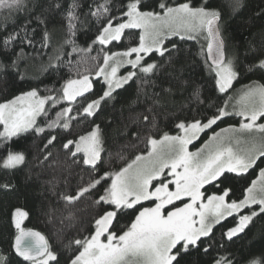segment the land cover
I'll return each instance as SVG.
<instances>
[{"label":"snow or ice","instance_id":"1","mask_svg":"<svg viewBox=\"0 0 264 264\" xmlns=\"http://www.w3.org/2000/svg\"><path fill=\"white\" fill-rule=\"evenodd\" d=\"M242 6L243 0H154V4L153 0H70L67 7L64 0H0V9L8 13L5 20L14 12H25L30 17L18 29L0 36V56L10 60H0V73L15 69L23 79L19 65L25 58L24 48L17 53L16 45L35 47L33 37L41 29V49L52 47L49 24L56 16L61 17L64 29L63 41L53 48V55L43 66L44 72L51 70L63 81L59 88L47 89V95H41L38 87L32 88L0 103V149L4 150L0 170L12 173L26 162L23 151L11 149L8 142L13 137L35 134L46 139L44 148L48 149L58 138L59 133L53 134L57 129L73 136V121L95 117L103 106L117 101L121 92L133 86L134 97L129 104L143 105L132 123L144 132L147 150L130 160L123 149L116 152L115 159L123 161L118 169L111 170L110 157L109 170H101L105 163V134L94 120L89 121V131L67 138L61 145L73 163L82 164L89 173L86 185L62 199L71 204L85 194L97 193L94 204L101 209L90 236L65 245L67 264H198L200 257H207L217 248L214 229L229 217L235 223L221 233L218 248L223 252L213 257L212 264H242L246 259L228 253L223 241L240 239L246 229L264 217V167H260L264 163V83L245 85L238 98L228 96L222 105H216L209 103L210 97L203 96L202 84L185 76L186 68L194 70L196 58L202 57L207 70L214 73V90L229 93L240 77L239 55L228 54L224 30L226 17L234 16ZM261 14L264 12L258 13ZM92 27L96 28L94 38L88 47H81L78 34L87 35ZM135 29L139 30L137 44L123 51L108 47L121 42L126 30ZM173 37L177 41H194L199 48L195 52L185 50L173 42ZM95 45L100 48L91 59L101 62L94 73L81 71V63L86 62ZM65 46L71 51L65 53ZM73 53L81 56L75 64L65 59ZM249 55L252 62L246 70L264 73V50L250 46L246 58ZM125 66L129 70L120 74ZM64 68L75 75L65 78L61 75ZM92 76L102 78L104 87L101 95L88 99L86 94L93 89ZM183 93H187L190 110L194 105L197 111L206 106L209 110L215 108V112L179 120L175 123L177 134L154 135L157 117L177 94ZM61 102L68 106H61L55 118H49V108L55 109ZM73 104H77L76 109ZM233 114L242 117L238 127L229 125L213 131L199 148L190 150L201 133ZM41 116L45 117L43 126L38 123ZM141 131L132 136L140 140ZM51 155L47 152L45 159ZM257 168L258 178L251 181L238 201L228 199V188L220 194L208 195L204 191L207 185L219 187L228 173L243 177ZM15 187L11 181L0 183V191ZM145 202L151 206H144ZM130 214L134 215L130 223L116 231L120 218ZM28 218L29 212L23 207L12 211L15 234L8 251L0 250V264H12L13 254L28 264H60L58 253L46 237L23 226ZM247 264H264V257Z\"/></svg>","mask_w":264,"mask_h":264},{"label":"trees","instance_id":"2","mask_svg":"<svg viewBox=\"0 0 264 264\" xmlns=\"http://www.w3.org/2000/svg\"><path fill=\"white\" fill-rule=\"evenodd\" d=\"M70 0H64L65 7ZM102 2V0H99ZM149 2V0H145ZM170 3H180L183 0H169ZM199 3V0H194ZM154 4V0H153ZM264 0H243V6L239 11L231 17H226V24L224 35L227 43L228 54L239 55V71L240 77L234 81L233 88L229 90L228 94H220L214 90V80L207 70V65L203 63L202 57L196 58V68L194 70H185V76H191L193 79L203 85L202 94L204 97H210V104L222 105L224 100L231 96L233 91L251 84L254 81L264 83V73L259 71L248 72L247 66L252 62L249 55L246 58V52L249 47H254L258 51L264 50ZM7 10L0 9V36L13 32L23 25L30 17L25 12H14L10 19L5 20ZM35 23L32 27H35ZM49 30L53 32L52 47L41 49L40 41L42 31L37 29L33 39L35 47L27 46L24 44L16 45V52H19L21 47L24 48L25 58L20 62L19 71L24 74L21 79L15 69L8 70L0 73V103L11 100L16 95H20L24 91L38 87L41 95L49 94L47 89L59 88L63 82L58 76L43 71V66L47 64L49 56L53 55V48L58 46L64 39V29L61 23V17L56 16L53 23L49 24ZM96 28L92 27L87 35L83 32L77 36V43L81 47H88L91 40L94 38ZM139 30H126L125 37L121 42H114L108 47L112 51H123L129 46H134L138 43ZM173 42H178L180 47L195 52L198 50L199 45L194 41H177L173 37ZM95 50L92 51L86 62L81 63L80 70L95 71L100 60H93L99 51L100 46L95 45ZM71 51L70 47L65 46L64 52ZM102 55V54H101ZM14 58V57H13ZM65 59H70L74 64L81 59L79 54L73 53L70 57L65 56ZM0 60L9 63L8 57L0 56ZM61 75L67 78L69 75L74 76V73H69L67 68L61 69ZM94 77V78H93ZM93 89L91 93L86 94L88 99H94L102 94L104 87L102 78L92 76ZM134 88H129L126 92H121L117 101L110 102L102 107L101 111L95 117L89 118L88 121H73L72 133L73 136L84 134L90 130L93 121L100 124L104 129L105 134V163L103 170H109L108 161L112 157L111 170L118 169L123 165V161L116 160V152L123 149V154L126 159L134 158L135 154L146 152L144 143V132L137 124L132 121L136 120L139 114L143 111V105L131 106L129 101L134 97ZM187 93L177 94L173 100L174 102L167 105L166 110L162 115L157 117V129H152L154 135H160L163 132L170 134H177L178 129L175 128V123L181 119L202 118L204 114H211L215 112V108L207 109L206 106H200L196 110V106L189 108V103L186 99ZM79 103H86V101H78ZM183 105V108L181 107ZM61 106H68L66 102H61L55 109L49 108L48 117L55 118L56 111L60 110ZM74 109L77 104H73ZM75 115V112L72 113ZM240 118L234 115L227 116L223 121L218 122L213 126V129L207 130L200 137V142H204L213 131H219L220 128L229 125H238ZM38 123L41 126L45 123V117L38 118ZM2 130V126H0ZM141 131L140 140H136L132 133ZM58 138L54 145L49 146L48 149L44 148L46 139L38 137L35 134L25 133L19 137H13L9 141V145L14 151H23L26 156V162L12 173H5L0 170V183L11 181L16 185L14 190L0 191V250L8 251L10 243L15 234V228L11 222V213L15 207H23L29 212V218L24 221V227L31 228L39 231L49 241L50 246L58 253L60 264H67L68 252L65 249L70 241L75 239H83L90 236L94 231V218L97 212L101 211L94 201L97 198V193L85 194L84 197L68 204L63 199L64 195H74L75 192L87 184L89 180L88 170L78 163H73L71 157L62 149L61 145L68 136L61 129H57L53 134H57ZM134 144L135 147L123 146ZM3 149H0V154H3ZM52 155L45 159L47 152ZM78 159V158H77ZM264 167V163L260 165ZM259 169L249 170V173L243 177H237L235 174L228 173L227 179H223L219 187L214 185H207L204 189L206 194L213 193L220 194L224 188L230 189V200H240L245 194V189L251 185V181L257 179ZM102 192V188H101ZM145 202L144 206H149ZM134 215L123 216L120 218L119 224L116 225L115 230L120 231L125 225L130 223ZM235 220L229 217L223 221L221 225H217L214 229L215 242L217 248L209 253L207 257H200L198 264H212V259L218 252L222 253L223 250L218 248L221 243V233L226 231L228 227L233 226ZM228 253L234 254L237 259H242V264H247V261L252 259H260L264 257V217L256 220L253 226L246 229V234H241V238L234 242L223 241ZM12 264H28L22 258L12 255Z\"/></svg>","mask_w":264,"mask_h":264},{"label":"rangeland","instance_id":"3","mask_svg":"<svg viewBox=\"0 0 264 264\" xmlns=\"http://www.w3.org/2000/svg\"><path fill=\"white\" fill-rule=\"evenodd\" d=\"M201 42H203V41H201ZM127 70H129V66H125V67H122L121 69H120V74H124ZM94 78V77H93ZM248 85H250V84H248ZM244 87V86H243ZM243 87H240V88H238V89H236V90H234L233 91V93H232V95L231 96H234V97H237L238 98V95H239V93L241 92V90L243 89ZM234 102V101H233ZM46 107H47V105H46ZM229 111H232V107H231V105L229 106ZM234 116H237V115H235V114H233ZM237 117H239V116H237ZM240 118V121L242 120V117H239ZM240 123V122H239ZM237 127L239 126V124L238 125H236ZM207 131V130H206ZM202 134L203 133H201V136H202ZM212 135V134H211ZM211 135H209V136H211ZM208 139V138H207ZM206 139V140H207ZM205 140V141H206ZM204 141V142H205ZM204 142H200V139L198 140V141H195L194 143H193V145H190L189 147H190V150L191 151H195L197 148H199ZM258 178V177H257ZM149 206H151V205H149ZM255 207V206H254ZM243 211H247V210H243Z\"/></svg>","mask_w":264,"mask_h":264},{"label":"water","instance_id":"4","mask_svg":"<svg viewBox=\"0 0 264 264\" xmlns=\"http://www.w3.org/2000/svg\"><path fill=\"white\" fill-rule=\"evenodd\" d=\"M210 63V62H209ZM35 231V230H34Z\"/></svg>","mask_w":264,"mask_h":264}]
</instances>
